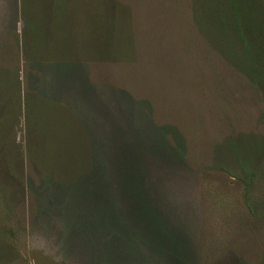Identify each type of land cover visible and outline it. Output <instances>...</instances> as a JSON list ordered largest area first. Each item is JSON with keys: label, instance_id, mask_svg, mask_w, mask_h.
<instances>
[{"label": "rangeland", "instance_id": "374dc122", "mask_svg": "<svg viewBox=\"0 0 264 264\" xmlns=\"http://www.w3.org/2000/svg\"><path fill=\"white\" fill-rule=\"evenodd\" d=\"M221 4L0 0V264H264V100L205 36ZM86 177L74 215L42 202Z\"/></svg>", "mask_w": 264, "mask_h": 264}, {"label": "trees", "instance_id": "16d2710c", "mask_svg": "<svg viewBox=\"0 0 264 264\" xmlns=\"http://www.w3.org/2000/svg\"><path fill=\"white\" fill-rule=\"evenodd\" d=\"M221 3L222 10L225 13L219 21L221 28L219 32H222V30L226 31L225 39L228 43L226 46L220 45V47L218 44L215 45L213 31L212 33L210 32L211 34L205 31V36H207L209 43H211L210 46L215 52H219L228 64L245 76L262 94L264 100V0H221ZM219 34L222 35V33ZM0 77H3V75L1 74ZM6 81L7 78L2 81L4 82L3 87ZM4 89L3 91H5ZM260 119L264 122V109ZM0 129V138H2L5 131L2 128ZM87 181V177L81 179L75 184L76 187L68 188L62 192L66 195L67 202L68 199L71 200L74 198V200L70 201L69 207L65 205L61 206L60 199L57 195H49L46 193L53 192L48 188V184H46L47 187L44 186L41 190L42 193L40 196L43 199L42 202L45 205H50L57 213L61 214L60 210L65 209L74 215V211H79L77 204H81V198L86 192ZM49 187L51 188L52 186ZM73 190L75 192L68 195ZM80 194L81 196H79ZM159 226L161 227L160 224ZM68 227L69 232H71L70 230L72 228L70 226ZM91 229L97 230L95 226ZM183 257L184 255H182V261ZM139 258L143 259L144 257ZM146 261L148 262L147 257L144 258L145 264Z\"/></svg>", "mask_w": 264, "mask_h": 264}]
</instances>
